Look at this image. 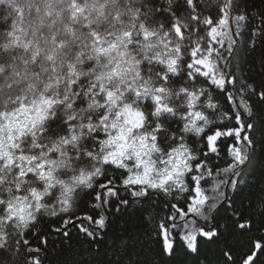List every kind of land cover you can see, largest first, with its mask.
Returning <instances> with one entry per match:
<instances>
[{"label":"snow or ice","instance_id":"obj_1","mask_svg":"<svg viewBox=\"0 0 264 264\" xmlns=\"http://www.w3.org/2000/svg\"><path fill=\"white\" fill-rule=\"evenodd\" d=\"M0 264H264V0H0Z\"/></svg>","mask_w":264,"mask_h":264},{"label":"trees","instance_id":"obj_2","mask_svg":"<svg viewBox=\"0 0 264 264\" xmlns=\"http://www.w3.org/2000/svg\"><path fill=\"white\" fill-rule=\"evenodd\" d=\"M260 168H261V160L260 158L258 157L254 162L253 164L249 167V174L251 175H256L259 173L260 171Z\"/></svg>","mask_w":264,"mask_h":264}]
</instances>
